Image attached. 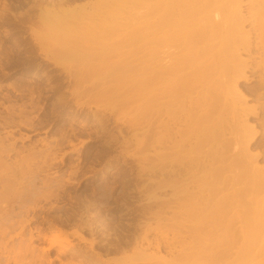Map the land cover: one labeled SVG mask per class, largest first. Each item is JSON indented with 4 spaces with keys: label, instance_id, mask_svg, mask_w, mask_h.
<instances>
[{
    "label": "rangeland",
    "instance_id": "374dc122",
    "mask_svg": "<svg viewBox=\"0 0 264 264\" xmlns=\"http://www.w3.org/2000/svg\"><path fill=\"white\" fill-rule=\"evenodd\" d=\"M62 1L67 6L60 7L59 0H0V177L5 184H17L0 204V227L6 233L0 237V264H39V250L41 254L50 243L55 245L49 252L51 264L180 260L184 247L193 240L186 207L195 204V175H215L223 162H205L210 142L201 136L203 144L197 147L195 120L200 115H191L188 101L185 110L176 115H136L137 105L147 98L145 91L132 107L101 103L97 114L93 107L74 115L76 99L71 92L75 80L69 73L81 69L72 58L52 59L48 53V47L68 36L62 32L68 24L40 23L38 19L46 9H74L97 4V0ZM124 4V0H114L108 8L100 6L92 17L78 21L104 23ZM244 14L248 17L246 11ZM244 30H251L248 23ZM250 38L254 43V36ZM163 51L173 54L175 48ZM169 54L163 57L170 60ZM247 76L252 77L250 71ZM250 82L241 88L247 106L256 107L258 114L241 116L238 122L254 128L249 146L246 144L253 160L250 166L264 170V116L259 115L264 99L246 91L247 86H258L260 79ZM94 83L90 78L81 85ZM220 120L231 126L237 123L235 115H221ZM228 130L224 139L229 138L230 161L237 149ZM42 141L51 147L48 153L52 156L45 152L48 147ZM213 146L215 151L225 152ZM52 158L56 160L50 161ZM198 164L201 167L196 171ZM235 173L239 168L234 166L222 176ZM55 230L61 236L51 233ZM39 231L49 240L29 242L30 235L36 237ZM61 246L79 253L67 252L58 260Z\"/></svg>",
    "mask_w": 264,
    "mask_h": 264
},
{
    "label": "bare ground",
    "instance_id": "6f19581e",
    "mask_svg": "<svg viewBox=\"0 0 264 264\" xmlns=\"http://www.w3.org/2000/svg\"><path fill=\"white\" fill-rule=\"evenodd\" d=\"M113 1L97 0V4L74 9H46L39 15L40 23L55 20L68 24L62 30L68 36L48 47V53L52 59L72 58V63L81 69L69 73L75 80L71 92L76 99L73 114H82L84 108L93 107L97 114L101 103L119 105L121 109L132 107L145 91L147 98L137 105L136 115H176L185 110L187 101L191 103V115H200L195 120L197 147L203 144L200 137H206L210 150L205 162L223 164L215 175L207 173L204 178L195 175L198 190L195 204L186 207L191 215L188 219L193 240L184 247L182 259L158 260L162 264H264V197H260L264 191V170L250 166L253 160L246 147L254 128L238 122L241 116L258 114L256 107L247 106L243 85L260 79L258 86H247L246 91L264 99V0H124L125 4L109 21H78L92 17L100 6L108 8ZM62 2H58L60 7L67 6ZM125 17L128 20H123ZM127 21L129 24L124 25ZM246 23L251 27L248 32L244 30ZM73 25L81 30L75 31ZM250 35L254 36V43ZM168 47L175 48L170 60L166 58L169 52L163 51ZM242 51L247 58L242 57ZM248 71L252 77L247 76ZM90 78L95 83L83 87L81 82ZM260 110L259 115L264 116V107ZM221 115H235L237 123L232 126L223 123ZM228 129L237 149L235 159L230 161L229 138L224 139ZM44 144L48 147L45 152H51L48 143ZM213 145L225 152L215 151ZM234 166L239 173L222 176ZM200 167L195 165L196 171ZM2 183L0 177V204L5 193L9 196L10 190L17 187ZM51 233L61 236L59 230ZM4 236L6 233L0 227V237ZM34 239L49 240V237L39 231L36 237L30 235L29 242ZM62 240L69 243L68 239ZM54 247L50 243L41 254L39 250V264L53 262L49 252ZM67 252L79 253L70 246H61L56 259L60 260Z\"/></svg>",
    "mask_w": 264,
    "mask_h": 264
}]
</instances>
